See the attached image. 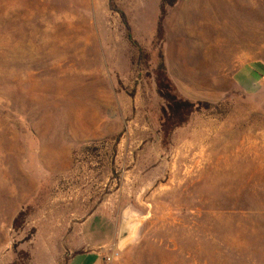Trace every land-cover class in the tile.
Segmentation results:
<instances>
[{
	"label": "rangeland",
	"instance_id": "rangeland-1",
	"mask_svg": "<svg viewBox=\"0 0 264 264\" xmlns=\"http://www.w3.org/2000/svg\"><path fill=\"white\" fill-rule=\"evenodd\" d=\"M84 251L264 264V0H0V264Z\"/></svg>",
	"mask_w": 264,
	"mask_h": 264
},
{
	"label": "trees",
	"instance_id": "trees-1",
	"mask_svg": "<svg viewBox=\"0 0 264 264\" xmlns=\"http://www.w3.org/2000/svg\"><path fill=\"white\" fill-rule=\"evenodd\" d=\"M114 1V0H111ZM163 1V0H162ZM118 11V10H115ZM165 9H161V17L164 15ZM121 16V21L125 26L127 32V39L132 43L131 30L128 26L127 19L125 15L119 11ZM160 27V26H159ZM156 88L159 97L164 101L166 106V111L164 112L165 121L163 123V129L167 127V123H173L174 125L178 123H183L184 118L190 114L196 112L199 108L197 104L190 103L186 100L180 99L171 93V85L165 75L157 73L156 74Z\"/></svg>",
	"mask_w": 264,
	"mask_h": 264
},
{
	"label": "crops",
	"instance_id": "crops-1",
	"mask_svg": "<svg viewBox=\"0 0 264 264\" xmlns=\"http://www.w3.org/2000/svg\"><path fill=\"white\" fill-rule=\"evenodd\" d=\"M244 73H248V75L250 74L251 76L258 74L254 70H251L250 72L247 71ZM242 76L243 74L241 73L240 77ZM88 241H90V239ZM108 242H110V239H108V241H106L105 243H100V240L99 241L91 240L89 244L92 245L93 247L96 246L97 248H100V247H104L103 244H107ZM66 264H104V260L100 254L94 251H84L80 254H75L72 257H70Z\"/></svg>",
	"mask_w": 264,
	"mask_h": 264
},
{
	"label": "built area",
	"instance_id": "built-area-1",
	"mask_svg": "<svg viewBox=\"0 0 264 264\" xmlns=\"http://www.w3.org/2000/svg\"><path fill=\"white\" fill-rule=\"evenodd\" d=\"M106 261H110V258L108 257V258H106Z\"/></svg>",
	"mask_w": 264,
	"mask_h": 264
}]
</instances>
